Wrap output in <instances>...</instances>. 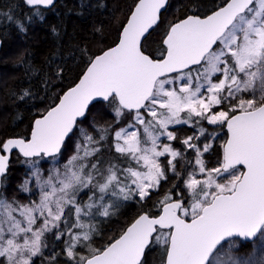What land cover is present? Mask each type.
<instances>
[{"label":"snow or ice","instance_id":"snow-or-ice-1","mask_svg":"<svg viewBox=\"0 0 264 264\" xmlns=\"http://www.w3.org/2000/svg\"><path fill=\"white\" fill-rule=\"evenodd\" d=\"M23 3V18L12 6L0 11L22 33L55 6ZM167 4L134 0L112 46L78 50L79 74L30 135L0 142V264H58L61 255L67 264H264V0H193L157 55L147 44ZM48 63L44 87L63 84L67 61ZM32 95L25 88L17 99ZM96 103L113 122L85 128ZM205 125L228 130L216 167L205 155L218 133ZM175 126L192 134L178 137ZM13 149L25 166L16 186L25 202L5 194ZM169 174L175 182L160 195ZM128 201L141 206L137 216L95 247L99 223ZM244 245L252 251L241 254Z\"/></svg>","mask_w":264,"mask_h":264},{"label":"trees","instance_id":"trees-1","mask_svg":"<svg viewBox=\"0 0 264 264\" xmlns=\"http://www.w3.org/2000/svg\"><path fill=\"white\" fill-rule=\"evenodd\" d=\"M134 0H58L55 6L45 12L43 21H37L28 25L27 33L20 32L15 25L0 15V142L10 137H24L30 135V129L36 118L52 99L66 90L72 80L79 74L83 66L79 49H86L88 55L99 54V50L112 46L117 36V30L121 23L125 22L129 6ZM193 0H169L167 9L162 13L161 20L155 31L152 32L147 46L157 55L162 51L161 40L170 23L183 19L187 12V6ZM201 3H212L213 0H197ZM221 4L223 0H214ZM12 6L14 18H23L30 13L29 6L23 0H0V11H8ZM53 27L56 32H53ZM75 53L76 59H69V54ZM61 58L67 61L66 79L63 84L54 81L53 84L44 87L46 79L45 70L50 71L49 61L59 62ZM27 65V67H26ZM70 68V70H68ZM29 89L32 98L25 101L17 99L23 89ZM89 119L85 120L83 127L88 128L93 119L98 123H112L113 115L105 106L96 103L90 107ZM120 126H123L121 124ZM214 131L227 138L225 126ZM179 137L190 132L189 127H177ZM190 129V130H189ZM212 154H206L208 162L212 164L215 159L222 156V144H216ZM72 147L69 146L65 155H69ZM107 155V153H106ZM22 157L14 152L9 163L8 189L5 194L15 195L22 202L26 201V194L16 191V186L21 182L25 174V166L21 163ZM47 168L48 164L42 165ZM243 171V168L240 167ZM175 182L169 174V183H163L160 195ZM158 199L153 194L152 201L147 202L151 207ZM140 205L135 201L125 202L117 214L111 219L98 225L101 235L95 238L94 246L100 247L108 242L109 237H117L138 214ZM155 211V209H154ZM250 245H244L242 249L248 251ZM56 247V251H60ZM156 253L152 256L156 257ZM58 264H67V258L57 257ZM152 264H159L158 259H153Z\"/></svg>","mask_w":264,"mask_h":264},{"label":"rangeland","instance_id":"rangeland-1","mask_svg":"<svg viewBox=\"0 0 264 264\" xmlns=\"http://www.w3.org/2000/svg\"><path fill=\"white\" fill-rule=\"evenodd\" d=\"M177 127H179V126H175V128H176V130H177V135H178V137H179V132H178V129H177ZM185 127H188V126H185ZM205 127H209V130L210 131H214V128H213V126H208V125H205ZM190 128V127H189ZM191 129V128H190ZM189 129V130H190ZM192 134V129L190 130V132L188 133V134H185V135H183V136H186V135H191ZM182 136V137H183ZM223 138V135L220 133V134H218V139H217V141H216V143H215V145L216 144H223V142L227 139H225V140H223L222 139ZM214 145V146H215ZM173 146L174 147H177V148H180L181 146H180V144H179V142H174V144H173ZM191 157V153H189V158ZM205 160H206V163H207V166L208 167H216V166H218V159H215L214 160V162L212 163V164H210L209 162H208V158H207V156L205 155ZM162 163H163V159H162ZM50 165L48 164V167H49ZM26 197V196H25ZM35 198V197H34ZM121 207H119L118 209H117V211H116V214H117V212L119 211V209H120ZM103 221H101L100 223H99V225H101V223H102ZM243 247V246H242ZM252 251V247H251V245H250V248H249V250L248 251H245L244 249H242L241 248V254H246V253H248V252H251ZM48 255H49V250L48 249H45V251H44V257H48ZM41 259H43V258H40V257H38V258H34V264H40V262H41Z\"/></svg>","mask_w":264,"mask_h":264},{"label":"water","instance_id":"water-1","mask_svg":"<svg viewBox=\"0 0 264 264\" xmlns=\"http://www.w3.org/2000/svg\"><path fill=\"white\" fill-rule=\"evenodd\" d=\"M57 1L58 0H55V4L57 3ZM168 3H169V0H168ZM167 6H168V4L166 5V8L165 9H162L161 10V15H162V13L167 9ZM161 20V19H160ZM1 41V40H0ZM1 49H2V43H0V51H1ZM91 107V106H90ZM225 128H226V131H227V138H228V130H227V127L225 126ZM10 138H21V137H10ZM9 139V138H8ZM14 152H18V149H13V151H12V153L10 154V159H11V156H12V154L14 153ZM19 153V152H18ZM9 163H10V161H9ZM238 167H241V168H243V166H238ZM243 170H244V168H243Z\"/></svg>","mask_w":264,"mask_h":264}]
</instances>
